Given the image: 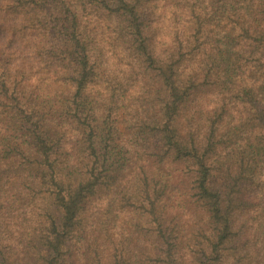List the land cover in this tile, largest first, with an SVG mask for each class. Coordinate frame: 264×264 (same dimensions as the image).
<instances>
[{
	"label": "trees",
	"instance_id": "16d2710c",
	"mask_svg": "<svg viewBox=\"0 0 264 264\" xmlns=\"http://www.w3.org/2000/svg\"><path fill=\"white\" fill-rule=\"evenodd\" d=\"M260 174L264 0H0V264H258Z\"/></svg>",
	"mask_w": 264,
	"mask_h": 264
},
{
	"label": "rangeland",
	"instance_id": "374dc122",
	"mask_svg": "<svg viewBox=\"0 0 264 264\" xmlns=\"http://www.w3.org/2000/svg\"><path fill=\"white\" fill-rule=\"evenodd\" d=\"M255 158L257 159L256 156ZM258 182H260L259 185H260L261 193H262V206H261V211H260V214L257 220V224L254 227V236H253L254 240L253 241L257 243V250H259V253L257 255L258 264H261V263L264 264V176L263 174H260V176L258 177ZM129 233H131L130 230H129ZM130 237L133 238V236H130Z\"/></svg>",
	"mask_w": 264,
	"mask_h": 264
}]
</instances>
